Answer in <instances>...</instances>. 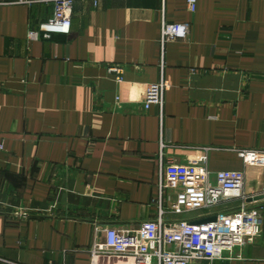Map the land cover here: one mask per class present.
Here are the masks:
<instances>
[{
    "label": "crops",
    "instance_id": "0c3cea01",
    "mask_svg": "<svg viewBox=\"0 0 264 264\" xmlns=\"http://www.w3.org/2000/svg\"><path fill=\"white\" fill-rule=\"evenodd\" d=\"M52 15L0 6V264H92L106 227L157 217L169 162L205 165L212 183L240 171L244 195L258 191L261 168L236 152L264 151V0H196L193 13L187 0H75L68 35L29 41ZM164 23L188 25L187 38L162 48ZM161 80L162 110H144ZM234 254L192 264H264V225Z\"/></svg>",
    "mask_w": 264,
    "mask_h": 264
},
{
    "label": "built area",
    "instance_id": "2783aa9c",
    "mask_svg": "<svg viewBox=\"0 0 264 264\" xmlns=\"http://www.w3.org/2000/svg\"><path fill=\"white\" fill-rule=\"evenodd\" d=\"M75 0H0V6L38 4L52 5V17L27 34L29 41L48 40L54 34L68 35L71 31V14ZM196 0H187L189 12H195ZM189 33L186 24H163L160 44L184 40ZM109 73L122 82L123 69L109 68ZM167 82L149 84L145 90L144 110L156 106L161 111ZM238 158L247 166L262 170V183L255 194L243 193L245 174L240 171H221L215 183L205 165H176L167 163L164 180L159 184L158 214L154 220L145 221L134 230L104 229L103 242H94L91 262L110 260V264H192L196 261L213 263L219 260L240 258L236 249L249 246L261 236L264 219V151L238 150ZM236 207L214 215L206 223L186 220L167 221L166 214L183 215L199 210L213 211ZM231 208V207H229ZM2 261V260H0Z\"/></svg>",
    "mask_w": 264,
    "mask_h": 264
},
{
    "label": "water",
    "instance_id": "95a60500",
    "mask_svg": "<svg viewBox=\"0 0 264 264\" xmlns=\"http://www.w3.org/2000/svg\"><path fill=\"white\" fill-rule=\"evenodd\" d=\"M214 220V217H210V218H207V219H204V220H201L200 222H194V223H206V222H211Z\"/></svg>",
    "mask_w": 264,
    "mask_h": 264
}]
</instances>
